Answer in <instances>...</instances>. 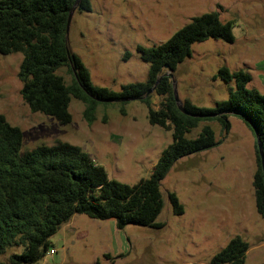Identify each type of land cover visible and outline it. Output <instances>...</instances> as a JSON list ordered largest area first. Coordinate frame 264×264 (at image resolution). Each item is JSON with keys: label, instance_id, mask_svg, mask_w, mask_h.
Here are the masks:
<instances>
[{"label": "rangeland", "instance_id": "374dc122", "mask_svg": "<svg viewBox=\"0 0 264 264\" xmlns=\"http://www.w3.org/2000/svg\"><path fill=\"white\" fill-rule=\"evenodd\" d=\"M90 7L74 14L68 48L88 69L94 86L120 93L124 86L145 83L150 65L139 47L165 43L192 19L217 13L221 23L232 24L234 43L209 39L192 46L191 56L171 78L179 99L208 109L227 101L235 83L219 77L222 68L248 73L247 88L264 95V0H90ZM22 58L0 54V115L21 130V155L68 143L82 148L110 180L134 186L150 177L172 145L173 132L149 123L144 101L99 103L89 122L85 105L72 99V122L62 125L31 112L23 101ZM58 73L72 84L68 69ZM151 97L157 110L161 99L154 92ZM229 122L227 135L216 121L187 134L194 138L208 125L219 145L179 160L162 181L164 208L157 222L163 228L131 224L119 230L114 220L77 215L72 230L62 226L51 239L57 256L47 254L38 264H212L238 236L249 245L244 264H264V217L257 212L253 187L256 137L238 117L230 116ZM170 194L182 214L174 212Z\"/></svg>", "mask_w": 264, "mask_h": 264}, {"label": "trees", "instance_id": "16d2710c", "mask_svg": "<svg viewBox=\"0 0 264 264\" xmlns=\"http://www.w3.org/2000/svg\"><path fill=\"white\" fill-rule=\"evenodd\" d=\"M75 2L0 0V54L23 56L18 78L25 104L31 112L67 125L72 122V99L85 105L84 118L89 122L99 103L141 100L148 107L149 123L172 131L173 143L148 179L129 186L110 180L106 170L82 148L68 143L40 146L21 155V130L0 115V264L43 261L53 250L51 239L76 215L114 220L119 230L131 224L163 228L157 222L164 208L162 181L179 160L219 145L208 125L194 138H187V134L201 123L216 121L227 135L230 116L241 119L256 137L253 187L257 212L264 217V171L257 147L258 136L264 151V95L247 88L251 82L248 73L222 68L219 77L226 83H235L229 99L214 109L185 101V110L195 115L191 116L179 110L168 76L191 56L194 44L209 39L234 43L232 24L221 23L217 13H207L192 19L165 43L139 47L142 59L150 65L148 80L124 86L116 93L94 86L88 69L68 48L67 21ZM77 11L90 12V0H81ZM63 68L73 77L70 85L58 73ZM156 84L154 93L161 99L157 110L153 108L152 93L149 94ZM169 198L174 212L182 214L177 197L170 194ZM248 250V243L235 237L214 256L212 264H244Z\"/></svg>", "mask_w": 264, "mask_h": 264}, {"label": "water", "instance_id": "95a60500", "mask_svg": "<svg viewBox=\"0 0 264 264\" xmlns=\"http://www.w3.org/2000/svg\"><path fill=\"white\" fill-rule=\"evenodd\" d=\"M81 0H76L73 8L71 9L70 13H69V17H68V21H67V28H66V40L68 41V34H69V30H70V26H71V23H72V19H73V16L74 14L76 13L78 7H79V4H80ZM168 76H170L171 78H173V73H169ZM159 83V80L157 82V84ZM157 84L154 86V88H152L150 91H149V94L153 93L154 92V89L156 88ZM174 95H175V100H176V103L178 105V108L179 110L186 114V115H191V116H195V115H192L190 113H188L184 106H183V103L181 102V100L179 99V96L177 94V90L174 88ZM106 102H110V101H106ZM257 147H258V152H259V157H260V161H261V166H262V169L264 171V151H263V146H262V143L259 139V137L257 136Z\"/></svg>", "mask_w": 264, "mask_h": 264}, {"label": "crops", "instance_id": "0c3cea01", "mask_svg": "<svg viewBox=\"0 0 264 264\" xmlns=\"http://www.w3.org/2000/svg\"><path fill=\"white\" fill-rule=\"evenodd\" d=\"M76 216H77V215H76ZM76 216H74V217H73V218H72L67 224H65V225H67V227L70 228L71 230H72V228H73V226H72L71 224H72V222L74 221V219H75ZM65 225H63V227H64ZM75 226H76V224H75ZM63 227H62V228H63ZM75 234H77V233L75 232ZM85 234L87 235L88 233H85ZM85 234H79V235L77 234V235H78L79 237H82V236H84ZM53 251H54L55 253H54L53 255H51V256H53V257H54V256H57L58 252H57L56 250H54V249H53ZM48 254H49V253H48ZM45 263H47V262L45 261Z\"/></svg>", "mask_w": 264, "mask_h": 264}, {"label": "built area", "instance_id": "2783aa9c", "mask_svg": "<svg viewBox=\"0 0 264 264\" xmlns=\"http://www.w3.org/2000/svg\"><path fill=\"white\" fill-rule=\"evenodd\" d=\"M54 253H55V252H54L53 250H50V251H49V254H50V255H53Z\"/></svg>", "mask_w": 264, "mask_h": 264}]
</instances>
